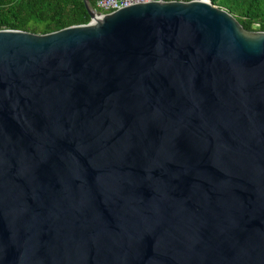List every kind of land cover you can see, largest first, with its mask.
<instances>
[{"label":"water","instance_id":"95a60500","mask_svg":"<svg viewBox=\"0 0 264 264\" xmlns=\"http://www.w3.org/2000/svg\"><path fill=\"white\" fill-rule=\"evenodd\" d=\"M83 3L0 30V264H264V31Z\"/></svg>","mask_w":264,"mask_h":264},{"label":"trees","instance_id":"16d2710c","mask_svg":"<svg viewBox=\"0 0 264 264\" xmlns=\"http://www.w3.org/2000/svg\"><path fill=\"white\" fill-rule=\"evenodd\" d=\"M209 1L232 14L246 31H264V0ZM88 2L96 8V0ZM89 22L83 0H0V30L48 34Z\"/></svg>","mask_w":264,"mask_h":264},{"label":"built area","instance_id":"2783aa9c","mask_svg":"<svg viewBox=\"0 0 264 264\" xmlns=\"http://www.w3.org/2000/svg\"><path fill=\"white\" fill-rule=\"evenodd\" d=\"M151 1L155 0H96L95 10L100 15H105L133 4L147 3ZM254 26L258 28L259 24H254Z\"/></svg>","mask_w":264,"mask_h":264},{"label":"rangeland","instance_id":"374dc122","mask_svg":"<svg viewBox=\"0 0 264 264\" xmlns=\"http://www.w3.org/2000/svg\"><path fill=\"white\" fill-rule=\"evenodd\" d=\"M253 28H254V29H257V27H255V26H254Z\"/></svg>","mask_w":264,"mask_h":264}]
</instances>
